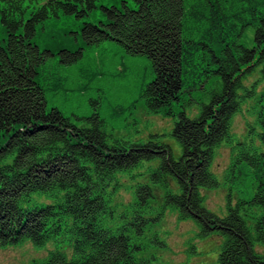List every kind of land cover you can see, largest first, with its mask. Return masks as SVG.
Segmentation results:
<instances>
[{"label":"trees","instance_id":"obj_1","mask_svg":"<svg viewBox=\"0 0 264 264\" xmlns=\"http://www.w3.org/2000/svg\"><path fill=\"white\" fill-rule=\"evenodd\" d=\"M98 1L0 0V247L49 246L31 264H151L142 238L171 209L195 219L202 236L223 238L221 264H264V0ZM95 10L99 21L84 20ZM65 16L82 19L84 45L42 47L38 35ZM248 27L252 46L242 42ZM107 41L150 62L142 95L152 112L179 115L171 132L178 159L155 140L160 134L123 139L100 105L78 122L49 108L46 85L69 88L68 68ZM56 65L65 73H46ZM238 114L247 116L242 133ZM223 144L229 191L226 214L217 215L200 189L219 185L211 166ZM145 166L166 189L159 205L149 182L123 188V175ZM171 178L178 193L167 191Z\"/></svg>","mask_w":264,"mask_h":264},{"label":"rangeland","instance_id":"obj_2","mask_svg":"<svg viewBox=\"0 0 264 264\" xmlns=\"http://www.w3.org/2000/svg\"><path fill=\"white\" fill-rule=\"evenodd\" d=\"M100 4H112V0H99ZM122 5V3H120ZM101 13L95 10L84 20L97 22ZM82 19L75 20L73 17H63L56 23H51L46 30L42 31L37 42L42 47H49L54 51L65 47L75 51L83 46L81 39ZM79 26V27H78ZM79 37L77 38V36ZM246 46L254 43V29L248 27L242 38ZM60 58L57 53L55 57ZM64 65H56L49 68L46 73H52L57 77L60 72L66 71ZM67 74L76 81L70 80L69 88L60 89L48 83L47 100L49 108L57 106L69 116L72 121L78 122L80 115H88L100 105L101 115L108 121L110 128L120 130L123 139L133 142H145L152 134H160L156 141L167 144L172 155L178 159L182 154L179 141L171 135L175 121L174 117L165 116L163 112H152L142 95L146 84L151 81L154 71L150 62L145 57L133 56L117 43L104 42L99 46H89L84 56L73 66L68 68ZM47 79V78H46ZM52 79V78H51ZM50 80V79H47ZM43 83L47 81L42 78ZM204 91L200 96L204 99ZM100 98V99H99ZM91 100H98L96 104ZM194 106L196 113L200 107L198 103L185 108V112L192 116L190 107ZM247 116L238 114L234 118V129L237 133L244 130ZM231 156L228 145H221L213 158L211 170L219 180V185L212 188L201 187V193L205 196L204 206L217 215L226 214L227 193L229 184L225 180L224 171L227 168ZM157 160H155V164ZM147 166L141 169L135 168L132 179L129 175H123V188L133 191L138 182L150 183L155 195L158 194L157 205L161 203L166 189H157L147 172ZM142 175H138V174ZM168 181L167 191L178 193L180 186L173 179ZM157 189V190H156ZM156 190V192H155ZM123 191V197L129 198V193ZM179 213L167 209L166 213L158 222H153L146 229V236L142 242L155 259L151 264H221L219 254L222 247V237L217 233L201 235V225L192 217L179 219ZM48 247L38 248L32 243L12 247H0V264H31L34 259L46 257ZM192 249L191 251H189Z\"/></svg>","mask_w":264,"mask_h":264}]
</instances>
